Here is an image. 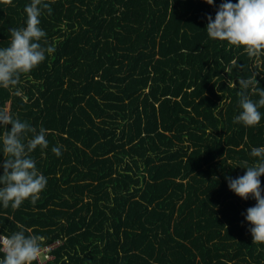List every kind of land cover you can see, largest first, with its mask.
I'll use <instances>...</instances> for the list:
<instances>
[{
  "label": "trees",
  "instance_id": "trees-1",
  "mask_svg": "<svg viewBox=\"0 0 264 264\" xmlns=\"http://www.w3.org/2000/svg\"><path fill=\"white\" fill-rule=\"evenodd\" d=\"M29 2L0 0V45ZM46 2L40 26L55 51L21 76L20 95L0 88V108L48 129L30 153L47 184L35 204L0 206V233L59 241L42 264H264L244 218L256 201L226 180L264 145V115L233 119L238 92L256 101L264 89V51L208 37L222 0Z\"/></svg>",
  "mask_w": 264,
  "mask_h": 264
},
{
  "label": "clouds",
  "instance_id": "clouds-1",
  "mask_svg": "<svg viewBox=\"0 0 264 264\" xmlns=\"http://www.w3.org/2000/svg\"><path fill=\"white\" fill-rule=\"evenodd\" d=\"M214 5V0H206ZM50 11L46 0H30L24 6L26 21L24 26L10 29V41L0 45V88L15 95L21 94L18 84L21 76L31 72L45 60L46 55L55 51V45L46 40V33L40 26L43 10ZM208 37L227 42L229 46L241 49L249 57L264 51V0H222L215 16H207L205 30ZM251 81L240 79L241 89H248ZM232 83L228 81V87ZM240 97L238 115L234 121L245 126H256L262 119L260 106H264V89L258 91L259 99L253 101L244 91ZM32 133L31 136L28 134ZM48 129L40 127L37 131L27 121L13 116L0 108V206L12 208L20 206L25 200L35 204L45 189L47 177L37 168L36 160L30 155L37 146H47ZM51 151L60 154V147ZM249 155L254 159L243 161V175L226 176L228 188L240 198H254L256 203L246 210L245 220L253 242L264 243V145L252 146ZM44 237L21 227L9 235L0 233V264H33L43 251Z\"/></svg>",
  "mask_w": 264,
  "mask_h": 264
},
{
  "label": "built area",
  "instance_id": "built-area-1",
  "mask_svg": "<svg viewBox=\"0 0 264 264\" xmlns=\"http://www.w3.org/2000/svg\"><path fill=\"white\" fill-rule=\"evenodd\" d=\"M59 245H60V242L57 241L51 245L45 246L43 248L41 255L37 258L39 263L42 264L47 260H51L53 258L51 251L55 249L56 247H58Z\"/></svg>",
  "mask_w": 264,
  "mask_h": 264
}]
</instances>
